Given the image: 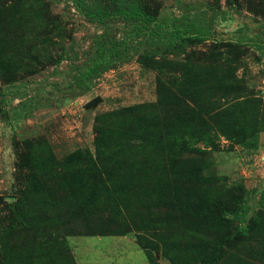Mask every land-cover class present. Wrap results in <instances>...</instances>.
<instances>
[{
	"label": "rangeland",
	"instance_id": "obj_1",
	"mask_svg": "<svg viewBox=\"0 0 264 264\" xmlns=\"http://www.w3.org/2000/svg\"><path fill=\"white\" fill-rule=\"evenodd\" d=\"M139 1L156 17L148 29L127 16L89 19L74 0H0V62L16 78L7 83L0 70V264H173L161 240L179 264H201L212 256L228 229L199 226L192 218L177 223L160 209L163 202L155 207L176 187L191 192L195 207L204 199L188 190L196 183L119 180L122 195L99 194L94 202L95 226L82 231L64 219L69 197L85 182L71 178L83 167L73 157L87 150L96 154L99 120L159 103L160 82H182L178 68L189 57L196 75L209 67L202 56L218 54L213 69L232 90L228 101L244 122L245 143L220 137L205 171L217 180L200 186L210 188L214 209L245 203L237 216L227 215L245 235L252 222L264 228V0ZM191 24L205 30L203 43L182 56L158 47L157 59L165 53L168 58L164 69L139 63L140 55L153 52L149 36L155 25L165 33ZM113 121V132L116 126L129 128L121 125L126 120ZM129 138L113 142L112 151L129 156ZM39 188L49 206L28 217L49 221L37 232L14 210L20 198ZM89 193H77L82 206ZM241 248L248 256L243 244L228 255L240 257Z\"/></svg>",
	"mask_w": 264,
	"mask_h": 264
},
{
	"label": "trees",
	"instance_id": "obj_2",
	"mask_svg": "<svg viewBox=\"0 0 264 264\" xmlns=\"http://www.w3.org/2000/svg\"><path fill=\"white\" fill-rule=\"evenodd\" d=\"M74 2L77 8L84 11L92 20L105 21L113 16H127L135 22H140L142 29H148L156 23V17L148 13L143 8L142 1L139 0H108L109 3L112 2V5H106L107 2L104 4L102 0H74ZM204 34L205 30L195 24H191L184 30L174 29L165 33L159 25H155V29L149 36L153 52L140 55L138 61L148 69L167 68L168 58L165 57L167 52L178 56L186 55L190 47L205 41ZM160 46L166 49V53L161 60H158ZM202 61L204 65L209 64L203 73L194 75L195 64L189 57L178 68L181 71L182 82H172L173 87H167L161 81L159 103L126 108L119 113L104 115L99 120L100 124L103 123V127L97 128L96 154L87 150L73 157L83 167L76 173H72L71 178L78 182L82 180L85 182L81 188L73 190V195L69 197L72 203L66 205L65 225L82 231L95 226V221L91 219L95 213L94 202L99 194L122 195L120 192L122 188L116 183L119 180L125 182L124 179L133 181L137 178L141 181L155 177L166 182L182 184L191 182L196 185L188 190L195 189L198 191V196H204V199L202 197L195 207L190 198L191 192L182 193L180 187H176L174 194H168L163 200H158L155 207L163 202L160 209L164 213L170 212L177 223L192 218L199 226L222 225L228 229L218 238L217 245L211 249L212 256L203 259L201 264H264V243H262L264 228L252 222L249 228L250 233L245 235L236 226L237 221L227 216H237L244 210L245 203L230 201L226 202L228 205L214 209L210 206L212 200L210 188L200 186L201 183L217 180V177L213 175L205 177V171L209 153L211 149L217 148L220 137H225L237 144L245 143V138L242 137L244 122L239 115L241 111L238 112L228 101L232 90L223 83V78H218L219 71L213 69L216 66L213 62L219 61L218 54L202 56ZM6 69V64L1 61L2 78L7 83L15 82V75L4 72ZM222 99L227 101L222 103ZM118 119L126 120L128 123L121 125L122 127L129 125V128L123 131L121 127L116 126L117 130L116 127L112 129L115 132L109 130L110 125H115L113 120ZM126 134L130 137L128 145L132 147L129 156L112 151L111 148L113 142L116 144L122 141ZM22 177L20 176V181H23ZM82 189L90 190L87 198L83 200L85 201L83 206L79 203L80 198L77 194ZM26 195L17 201L14 213L16 216H21L32 230L38 232L49 220L37 223L39 216L28 217V215L42 209L43 205L48 207V199H45L48 196L40 188ZM181 197L186 199L182 200ZM32 218L34 222H28V219ZM2 242L0 241V246ZM161 243L165 256L173 264H179L178 255L171 253L166 242L161 240ZM241 244L245 248L249 247L247 248L248 256L244 248L239 250L240 257L228 255L230 254L228 249H234Z\"/></svg>",
	"mask_w": 264,
	"mask_h": 264
}]
</instances>
